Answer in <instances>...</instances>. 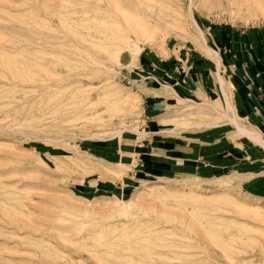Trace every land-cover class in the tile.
<instances>
[{
	"label": "rangeland",
	"instance_id": "1",
	"mask_svg": "<svg viewBox=\"0 0 264 264\" xmlns=\"http://www.w3.org/2000/svg\"><path fill=\"white\" fill-rule=\"evenodd\" d=\"M159 2L146 12L167 55L118 63L100 33L112 0H0V264H264V147L232 118L262 139L264 125L237 113L218 43L240 36V63L264 55V4ZM165 61L172 89L135 81Z\"/></svg>",
	"mask_w": 264,
	"mask_h": 264
},
{
	"label": "bare ground",
	"instance_id": "2",
	"mask_svg": "<svg viewBox=\"0 0 264 264\" xmlns=\"http://www.w3.org/2000/svg\"><path fill=\"white\" fill-rule=\"evenodd\" d=\"M159 1L160 0H112V3H113L112 10L103 9V8L99 9V11L102 12L103 14L104 20L107 21L105 24V28H103V30L100 29L101 30L100 33H102L103 38H107L111 41L110 43L111 50L109 54L111 55L112 58H115V60L118 63H119V58L121 56V53L124 51H129L131 59L136 60V58H138L139 54L141 53L145 45L150 48L158 49V53L162 54V56L167 55V53L165 52V49L160 48L159 44L156 42V39L154 38L152 28L150 27L153 20H152L151 14L146 12L147 10L150 11L151 9H153L152 5H150L149 3L151 2L160 3ZM172 1L177 6V3L179 2V0H172ZM225 1H226L225 3L228 5L231 3L236 4V8H237L236 12L241 11V9H239L241 8V3L245 4L244 3L245 0L244 1L243 0H225ZM254 1H255V5L258 7V9L260 8V11H261L262 5L264 4L263 3L264 0H254ZM251 3L249 2V5H251ZM191 5H192V2H190V4L188 5L189 17H191V11H192L190 7ZM246 5H248L247 2H246ZM246 5H243V8L246 7L247 9ZM218 6H221L222 8V6L224 5L220 3L218 4ZM249 7L251 8L252 6H249ZM175 20L180 23L179 27L182 31H184L185 26L183 29L182 25L184 24L185 21L181 18H177ZM193 22L197 29V34H195L194 36L196 47L203 49L204 46H206L205 34H203L200 28H198L194 19H193ZM209 50H211L214 56L216 57L214 61L216 67H219L221 59L219 58L218 52L212 48L211 49L209 48ZM181 70L183 71L187 70L186 64H184L181 67ZM220 83L222 85V95L224 97L225 105L227 106V108L233 111V106L231 105L230 98L225 92L224 81L221 78V76H220ZM163 88L172 89V86L169 84H165L163 85ZM119 101L127 105L131 104L130 103L131 99L124 97V96H120ZM232 122L234 123L235 128L239 132L247 134L250 139L257 141L259 144H261V146L264 147V139H262L259 135H257L256 133L250 132V131H246L243 128H241L238 122L236 121L235 117L234 119L232 118ZM139 133L140 135L145 134V132H139Z\"/></svg>",
	"mask_w": 264,
	"mask_h": 264
},
{
	"label": "crops",
	"instance_id": "3",
	"mask_svg": "<svg viewBox=\"0 0 264 264\" xmlns=\"http://www.w3.org/2000/svg\"><path fill=\"white\" fill-rule=\"evenodd\" d=\"M220 40L223 42L218 41V43L220 44L221 48L224 49L226 60L235 65V71L233 72V91L235 92L234 95L236 97L234 100L236 111L237 113H242L248 117H251L254 119L255 123L258 124V126L262 127V125H264V57L262 56L264 55L260 53L256 54V58L258 59L253 61L252 65L248 63L249 61L244 62L242 60L240 63L241 60L237 56L243 53L242 46L247 45L242 42L243 39L240 38V36L226 34L225 37L221 38ZM157 64L159 67L155 66L151 62L142 63L143 66H141L139 71L144 73L143 75L140 74V72H133L134 76L141 78L140 80L138 77L135 78V81L141 83V87H144L145 85L146 88L149 89V84L154 85V81L160 84L170 83L169 85H172L171 81L173 80L176 82L175 76L177 70L179 69L173 68L172 63H169L168 61H165L161 64L158 62ZM148 98L150 99L146 98V108H144L147 121L150 120L156 107V104L153 102V96ZM166 144H168L166 146H172L173 141H167ZM159 146L160 147L158 148H161L160 151L165 150L164 144ZM171 149L173 151L176 150V148ZM159 154L162 155L163 153ZM224 155L225 154H223L220 158L217 155L212 157L216 164L214 167H217V163L220 165L222 162L227 161L224 159Z\"/></svg>",
	"mask_w": 264,
	"mask_h": 264
}]
</instances>
